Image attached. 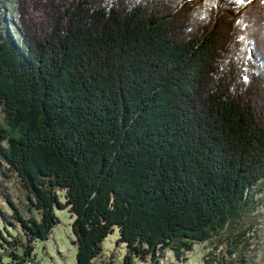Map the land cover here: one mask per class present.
Returning <instances> with one entry per match:
<instances>
[{"label":"trees","instance_id":"trees-1","mask_svg":"<svg viewBox=\"0 0 264 264\" xmlns=\"http://www.w3.org/2000/svg\"><path fill=\"white\" fill-rule=\"evenodd\" d=\"M6 6L0 194L11 218L0 215L18 229L0 230V264L35 260L57 208L73 217L77 264H97L116 230L123 264L165 251L188 264L199 242L205 264H252L264 0H14L12 16Z\"/></svg>","mask_w":264,"mask_h":264},{"label":"rangeland","instance_id":"rangeland-1","mask_svg":"<svg viewBox=\"0 0 264 264\" xmlns=\"http://www.w3.org/2000/svg\"><path fill=\"white\" fill-rule=\"evenodd\" d=\"M6 2L8 6H6L5 10L8 13V8L10 7L9 11L11 10L10 15L12 16V12L15 11L14 0H6ZM257 29L258 26L257 24H255V31ZM231 57H227L226 61L232 62ZM259 69L262 72V75H259V81L255 82H259V85H264L263 69L261 66H259ZM260 196L263 198V204L258 207L255 211H258V213H260L258 215L260 216V223L258 225V231L260 232V236L259 240L256 239V236L254 238V242L258 241L257 246L255 245L256 243L252 244L255 247L254 250H252L251 252V255L253 257L252 264H264V193L260 194ZM257 197L259 198V194L257 195ZM0 206L3 207L4 211H8L6 216L11 218V210H9L8 205L4 202V199L1 194ZM56 214L59 218V223L53 229L51 236L48 240L38 241L35 244L36 259L29 260L25 264H77V249L76 244H74L73 242L74 237L72 234L71 227L73 217L66 208H57ZM3 227L6 229H4ZM7 228L11 229L13 233H15V237L17 236L16 230L18 229V226H10L9 219H5L0 215V230L5 235L8 231ZM118 237V231L116 230L103 241V252L101 254V257L97 258V264H123L125 246L122 243H117ZM205 247L207 248L206 245ZM206 250L204 249V243H196L193 251H191L188 255V264H205V256L208 258V252ZM181 261L182 260L173 258L170 251H165L163 255L159 256L156 259L151 258L146 260L145 262L139 261L138 264H183V262Z\"/></svg>","mask_w":264,"mask_h":264}]
</instances>
